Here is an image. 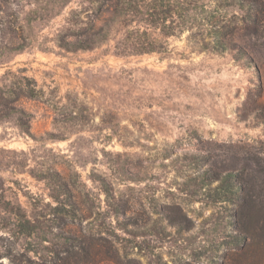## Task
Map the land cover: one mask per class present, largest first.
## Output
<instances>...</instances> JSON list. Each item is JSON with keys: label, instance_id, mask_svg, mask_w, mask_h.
<instances>
[{"label": "rangeland", "instance_id": "rangeland-1", "mask_svg": "<svg viewBox=\"0 0 264 264\" xmlns=\"http://www.w3.org/2000/svg\"><path fill=\"white\" fill-rule=\"evenodd\" d=\"M0 264H264V0H0Z\"/></svg>", "mask_w": 264, "mask_h": 264}, {"label": "trees", "instance_id": "trees-1", "mask_svg": "<svg viewBox=\"0 0 264 264\" xmlns=\"http://www.w3.org/2000/svg\"><path fill=\"white\" fill-rule=\"evenodd\" d=\"M212 27H213V26H212ZM214 33H215V35H218V32H217V31H215ZM216 43H217L218 46L221 45V42H219V41H217ZM63 47L67 48L68 46H63Z\"/></svg>", "mask_w": 264, "mask_h": 264}]
</instances>
